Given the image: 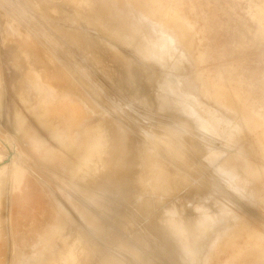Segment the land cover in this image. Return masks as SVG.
Here are the masks:
<instances>
[{
	"label": "rangeland",
	"instance_id": "374dc122",
	"mask_svg": "<svg viewBox=\"0 0 264 264\" xmlns=\"http://www.w3.org/2000/svg\"><path fill=\"white\" fill-rule=\"evenodd\" d=\"M40 1L48 2L54 10L51 8L50 13H46L31 0H0V155L4 153L1 156L6 158L3 164L0 160L3 171L0 177V264H54L56 254L71 238L73 222L96 238L97 247L107 256L118 258L124 264H138L137 259L123 249L122 245L128 241L131 248L145 254L151 262L174 264L172 253L167 254V259L162 256L161 252L167 248L157 233L154 236L149 231L150 221L157 224V218L162 219L170 209L165 217L186 214L195 221V231L205 234L204 218L197 210L203 205L212 215L219 216V208L230 214L210 234L200 255V264H264V253H258L252 243L256 238H264V0H111L113 10L123 22L132 16L131 7L142 2V8H135L139 17L144 12L154 23L174 25L187 49L184 50L186 60L192 64L185 75L194 80L197 91L234 113L245 130L244 147L236 155H241L238 159L244 169L247 167L240 181L251 186L248 188L251 191L255 187L256 196L248 199L228 184L224 177L227 172L220 169L221 162L231 153L223 139L192 111L166 110L163 113L159 110L165 100L162 96L171 89L157 85L159 73L154 75L155 67L146 70L145 66L152 60L143 59L141 51L110 38L82 20L77 23L76 8L68 0ZM52 10L58 12L53 15ZM9 26L22 33L21 38L30 37V46L35 47L32 46L33 54L47 56L50 68L90 88L89 99L100 108L99 113L105 114L106 124L115 126L137 144L143 160L147 154L151 158L156 155L157 164H175L184 170L183 164L173 163L166 157L171 152L170 142L174 140L176 147L183 149L192 141L205 142L203 137L214 140V145L206 141L208 148L221 156L207 174L196 177L201 197L187 192L175 194L161 200L151 217L142 216L133 205L120 198L110 207L112 220L122 222L125 227L115 235L119 240L110 243L107 238L95 235L71 199L86 209L92 205L80 192L79 183L85 166L94 162L99 154L97 121L86 107L71 101L66 92L61 93L67 96L57 98H53L50 91L45 92L42 76L35 84L22 83V74L14 67L9 43L15 31L9 30ZM65 31L91 40L103 68L77 48L78 42L75 44L72 40V44L69 36L64 35ZM111 50L129 61L126 69L113 60ZM131 68L149 77L144 91L142 85L140 87L142 81L136 86L152 107H144L140 104L143 99L139 102V96L130 95L125 71ZM125 114H131L139 125L124 117ZM174 119L188 127L186 134L161 129L169 134V142L165 141L166 137L160 141L159 136L147 134L159 122L183 133L179 124L175 126ZM195 120L198 126L194 125ZM12 152L21 153V160L25 161H17V158L5 167ZM143 167L141 174L146 181L152 165L144 161ZM184 208L186 211L182 212ZM135 234L150 246L154 255L133 241L136 238L130 240Z\"/></svg>",
	"mask_w": 264,
	"mask_h": 264
},
{
	"label": "bare ground",
	"instance_id": "6f19581e",
	"mask_svg": "<svg viewBox=\"0 0 264 264\" xmlns=\"http://www.w3.org/2000/svg\"><path fill=\"white\" fill-rule=\"evenodd\" d=\"M31 1H34L40 6V10L46 13H50L49 11L51 8L54 10L48 2L44 3L40 0ZM68 1L74 6V8H76L74 19H76L77 23H80L82 20L87 25L98 28L103 34L110 36V38L123 43L126 46H133L134 50L142 52L143 59H147V61L149 59V61L152 60L155 63V65H153V62L147 64L145 66L146 70L149 71L152 67H155L154 75L159 73V77L156 81L158 82L157 85L171 89L169 94L162 96L165 100L160 104L159 110L163 113L166 110H172V112L180 111L181 113L183 109H186L192 111V113L199 117L204 122V125L215 135L220 136L230 149L231 153L228 155V158L222 161L220 165L221 171L227 172V176L224 174V177L228 184L235 188L244 197H247V199L248 197L256 196V192H253L255 189L254 186L251 191L249 190L251 186H245L240 181L242 175L246 172L247 167L245 169L243 168L244 165L241 164V160H239L241 155L239 154V157L236 153H241L240 151H242L241 149L244 147L242 141L246 137L245 130L235 119L234 113L221 106V104L213 102L204 92L197 91L194 80L189 79L185 75L192 67V64L186 60V56L184 55L186 52H184V50L186 48L183 46L181 38L176 33L174 25L154 23L150 18L145 16L144 12H142V17H139L137 12H135V8H142L144 6L142 2L135 6L132 5V16L128 17V21L123 22L113 10L111 0ZM53 10V15H55L56 11L54 12ZM9 30L15 31V33H11L14 36L9 38V43L13 49L14 67L16 71L22 74V83L27 82L35 84L37 79L42 76L45 92L47 90L50 91L53 98L61 97V95L65 96L66 94H62L61 92H66L68 97L71 98V101L75 103L79 102L81 106L86 107V111L93 115L97 121L100 135L97 144L99 146V149L97 150L99 154L97 153L98 156L94 162L90 161L85 166V169L81 173V181L79 183L80 192L88 198L92 205L86 209L76 200L73 198L71 199L75 207L81 212L84 222L95 235H98L101 238H107L110 243L119 240L115 235L120 233L121 230L124 231L125 227L122 222H114L112 220L113 217L110 216V213L113 211L110 207L113 201L119 200L120 198L123 200L125 199L128 204L133 205L134 209L142 216L151 217L155 208L160 205L161 200H165L175 194L187 192L195 193L197 196L201 197L202 192L198 190L200 187L197 186L198 183L196 177L198 175L207 174L210 166H212L216 159L221 156L217 152L208 148L209 146L207 142L214 145L212 144L215 143L214 140H208L206 137H203L205 142L195 143L192 141L187 145H184L183 149L178 148V146L176 147L174 140L171 141L170 143H172V146H170V148L168 147L171 149V152H169L166 157L172 160L173 163L183 164L185 168L184 170L175 167V164H157L156 155H152L153 158H151L150 155L147 154L143 160L144 155L140 152V149H138L137 144H134L125 133L118 130L115 126L114 128L113 126H110V124H106V119L103 117L105 114L102 115L99 113L100 108L98 109L95 107L96 105L92 104L89 99L90 92L88 93L87 91H91L90 88L75 83V81L72 80V76H61V72L56 71L52 67L50 68V59L47 56L41 55L38 57L33 54V45L31 44L32 46H30V37L23 36V38H21L22 33L15 30L13 26H9ZM64 35H66V38L69 36L72 44V40H75V44L78 42L77 48H79L83 54H86L95 65L96 63L100 65V62L102 61H99L96 56L95 46L91 40L87 41L86 36L85 39L83 36H80V34L70 31H65ZM24 37H27V39H24ZM16 49L18 50L15 51ZM111 51L113 53V60L115 59L120 66H124L126 69V66L129 65V61L120 58L122 54L119 55L116 50ZM114 66H116V64ZM125 72V83L127 84L126 86L130 87V95L135 97L139 96L138 100L140 102V99L143 98L136 85H139V81H142L143 84H140V87L142 85L141 89L144 91V88L148 84L147 81L149 80V77L141 76L139 71L132 68ZM140 104L144 107H152L149 99H143ZM130 115L131 114H125L123 116L136 122V119L133 117L131 118ZM188 119L191 120L192 117ZM174 121H176L175 126L179 124L184 130L183 133L175 131L174 127L173 129L169 128L168 124L167 126H162L163 123L159 122V125L154 126L153 130L149 132L150 134H147L150 137L153 135L156 137L159 136L160 141H163L166 137L165 141L168 142L169 134L162 132L161 129H166L181 135L186 134L188 127L182 125L177 119H174ZM136 123L138 124V122ZM193 123L198 126L197 120ZM198 138L202 137L198 135ZM160 144L166 146L164 142H160ZM13 145L14 144H12V146ZM5 159L4 156L0 157L2 164L5 162ZM16 159L20 162L25 161L21 160V153L12 152V155L10 153V162L5 165V167L13 164ZM144 161L152 165L151 171H149L147 174L148 176L145 177L146 181H144L141 174L142 170L144 171ZM17 163L19 164V162ZM249 170H251V168H249ZM2 172V169H0V177ZM120 202L123 201L120 200ZM198 208V213L204 218L202 221L206 230L205 234L195 231V221L187 217L186 214L165 217L170 209L164 213L165 215H163L164 217L162 219L157 218V224L154 221L149 220L151 226H148L149 231H152L154 236L157 233L167 248V250L161 252L162 256L167 259V254L172 253L171 256L174 258V264H200V255L204 250L207 239L210 237L212 231L222 223L225 217H228V214H230L229 211L219 207L218 208L221 210L219 216L210 214L205 205ZM184 209L182 212L186 211V209ZM125 219L128 221L129 218L125 217ZM131 239H134L133 241L140 244V247L143 249L145 248L147 252L149 249L154 255L150 246L140 240L136 234L132 235L130 240ZM252 243L256 246L255 249L258 253H264V238H256ZM129 244V241L123 244V249H125L126 253L137 259L138 264H156L151 262L145 254L143 255L142 253H139L138 250L131 248V245ZM97 246L96 238L91 234L83 232L77 227L76 223L73 222L71 238L64 242L62 249L56 254L54 264H67V262L69 264H124V262L118 258L107 256L105 251ZM238 264H245V262Z\"/></svg>",
	"mask_w": 264,
	"mask_h": 264
}]
</instances>
